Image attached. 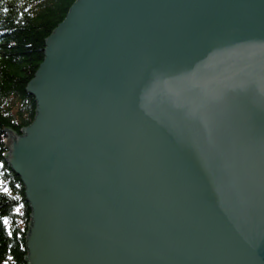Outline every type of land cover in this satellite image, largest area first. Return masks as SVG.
<instances>
[{
  "label": "water",
  "instance_id": "1",
  "mask_svg": "<svg viewBox=\"0 0 264 264\" xmlns=\"http://www.w3.org/2000/svg\"><path fill=\"white\" fill-rule=\"evenodd\" d=\"M26 92V264H264V0H75Z\"/></svg>",
  "mask_w": 264,
  "mask_h": 264
},
{
  "label": "trees",
  "instance_id": "2",
  "mask_svg": "<svg viewBox=\"0 0 264 264\" xmlns=\"http://www.w3.org/2000/svg\"><path fill=\"white\" fill-rule=\"evenodd\" d=\"M74 1L0 0V264H26L31 214L23 185L4 158V131L20 134L33 121L36 103L27 84L43 60L45 39Z\"/></svg>",
  "mask_w": 264,
  "mask_h": 264
},
{
  "label": "snow or ice",
  "instance_id": "3",
  "mask_svg": "<svg viewBox=\"0 0 264 264\" xmlns=\"http://www.w3.org/2000/svg\"><path fill=\"white\" fill-rule=\"evenodd\" d=\"M4 190L7 191V188H5ZM17 211H19V209H17ZM3 223H4V224H7L8 221H7V220H4Z\"/></svg>",
  "mask_w": 264,
  "mask_h": 264
}]
</instances>
